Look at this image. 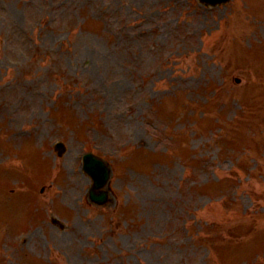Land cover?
<instances>
[{
	"label": "rangeland",
	"instance_id": "obj_1",
	"mask_svg": "<svg viewBox=\"0 0 264 264\" xmlns=\"http://www.w3.org/2000/svg\"><path fill=\"white\" fill-rule=\"evenodd\" d=\"M256 4L0 0V187L32 185L50 264H264ZM87 150L113 169L103 205ZM37 210L22 197L9 221Z\"/></svg>",
	"mask_w": 264,
	"mask_h": 264
}]
</instances>
